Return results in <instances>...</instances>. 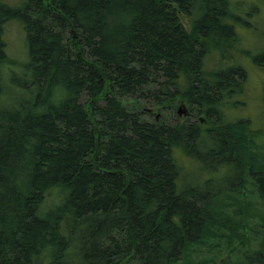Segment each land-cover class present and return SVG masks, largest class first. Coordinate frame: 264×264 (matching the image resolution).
I'll list each match as a JSON object with an SVG mask.
<instances>
[{
	"label": "trees",
	"instance_id": "trees-1",
	"mask_svg": "<svg viewBox=\"0 0 264 264\" xmlns=\"http://www.w3.org/2000/svg\"><path fill=\"white\" fill-rule=\"evenodd\" d=\"M8 19L27 59L0 84V264H188L233 229L234 264H264V202L243 186L264 196V152L243 166L257 135L223 114L246 78L228 61L242 22L229 0H27L0 4ZM141 100L184 101L214 124L147 121ZM176 149L223 183L179 189Z\"/></svg>",
	"mask_w": 264,
	"mask_h": 264
},
{
	"label": "rangeland",
	"instance_id": "rangeland-1",
	"mask_svg": "<svg viewBox=\"0 0 264 264\" xmlns=\"http://www.w3.org/2000/svg\"><path fill=\"white\" fill-rule=\"evenodd\" d=\"M26 2L27 0H0L1 5L15 11H22ZM229 8L242 22L235 23L238 40L234 49L228 54V61L240 65L246 73V78L243 94L238 95L235 99L243 104L238 103L235 107L228 106L224 109L223 114L227 123L235 122L238 119L248 120V129L257 135L256 138L251 137L254 145L249 142L246 143V147H241V152H243L241 161L243 166H245L244 161L248 164L250 159L257 154V150L259 154L264 152V66L258 65L256 62V58L260 57V54L264 52V0H229ZM180 20L184 28L189 30L190 24L186 17L181 14ZM0 40L5 43V54L9 61V63L0 65V72L3 75L0 84L2 90L5 88L8 90L12 87L9 75L11 73H15L18 76L21 75L20 66L27 59L26 33L22 23L18 19L5 20L0 25ZM216 64L215 55H211L206 59L207 67H212ZM85 99L86 97L83 98V102H88ZM140 104L144 109L142 116L147 121L176 124L178 120L187 119L189 122L196 121L200 125H205L207 126L206 128H211L212 124H214V120L201 114L198 115L195 107L189 108L184 101H178L171 108H163L160 112L144 100H141ZM179 106H182L181 109L183 110L180 114H178ZM128 107L135 109L132 102L128 104ZM248 150L251 152H248ZM174 159L180 171L179 178H177L179 189L183 185L202 186L207 180H210L212 185H221L223 183L220 170H216L221 169V167H217L212 173L207 174L205 167L179 149L174 150ZM243 184L245 190L251 194L248 199L257 205L263 206L264 203L262 205L260 202H264V196L254 197L256 192H253L254 187L248 180H244ZM249 225L252 227L253 223L252 225L249 223ZM234 232H236L235 229L232 230V238L229 241L219 238L216 242L217 244L211 240L210 244H215L211 247H209V244L199 246L203 254L197 250L196 253L191 255V260L188 264H191V261L194 264H234L235 261L230 256L233 251L231 242L235 241L234 239L236 238L234 237ZM251 235L252 231H248L247 237ZM262 235L264 236V231ZM237 240L239 239L237 238ZM223 244H227L225 249L221 247Z\"/></svg>",
	"mask_w": 264,
	"mask_h": 264
},
{
	"label": "water",
	"instance_id": "water-1",
	"mask_svg": "<svg viewBox=\"0 0 264 264\" xmlns=\"http://www.w3.org/2000/svg\"><path fill=\"white\" fill-rule=\"evenodd\" d=\"M182 106H179L178 114H180L183 110L181 109Z\"/></svg>",
	"mask_w": 264,
	"mask_h": 264
}]
</instances>
